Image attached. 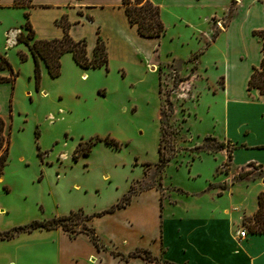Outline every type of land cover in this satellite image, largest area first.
Returning <instances> with one entry per match:
<instances>
[{
	"label": "rangeland",
	"instance_id": "rangeland-1",
	"mask_svg": "<svg viewBox=\"0 0 264 264\" xmlns=\"http://www.w3.org/2000/svg\"><path fill=\"white\" fill-rule=\"evenodd\" d=\"M92 15V22L72 28V38L84 40L90 57L99 26L106 67L82 69L66 52L55 77L38 62L37 85L27 47L7 44L2 35L4 28L19 25L14 17L0 21V57L7 63L0 70L2 77L15 74L5 102L11 116L1 130L0 154L6 150V158L0 173V232L80 209L92 216L85 224L93 228L99 247L85 234L35 229L0 240V264H121L119 255L143 248L153 232L158 194L177 195L176 187L213 192L209 183L233 173L226 142L224 152L189 151L204 136L223 130L222 79L212 65L217 46L205 48L181 25L164 24L158 39L140 37L123 24L118 7L98 8ZM158 149L168 160L156 172ZM229 176L239 188L233 204L243 199L250 210L254 190L264 189V167L247 163ZM128 193L125 207L96 216ZM220 201L227 204L225 197ZM81 218H72L75 228Z\"/></svg>",
	"mask_w": 264,
	"mask_h": 264
},
{
	"label": "crops",
	"instance_id": "crops-1",
	"mask_svg": "<svg viewBox=\"0 0 264 264\" xmlns=\"http://www.w3.org/2000/svg\"><path fill=\"white\" fill-rule=\"evenodd\" d=\"M150 1L158 6L163 25L187 27L206 43L205 48L217 46L219 54L212 60V65L218 71L216 78L220 76L222 79V86L218 90L222 96L223 130L220 134L209 136L230 146L228 154L233 173L247 163L264 167V151H253L264 149V96L255 88L246 89L249 74L253 67L258 66L261 57V39L254 31H264V0ZM119 2L29 0L26 6H15L13 0H0V21L6 20L5 17H14V22L19 25L4 26L6 28L2 35L7 44L12 41L16 44L15 37L20 32L24 33L20 19L24 21L23 14L27 12L34 38H59L62 29L55 21L61 16L66 18L67 33L72 38L74 26L94 20L93 10L118 7L122 11ZM122 14L123 24L137 34L134 26L128 24L123 11ZM96 30L99 33V26ZM98 33L95 32V35ZM179 33L175 32V35L180 36ZM200 49L197 48V51ZM191 53L188 52L184 58ZM201 64L199 59L197 67L201 68ZM0 76H4L3 70H0ZM8 88V81H0L2 122L11 116V109L5 106ZM218 151L224 152V149ZM233 173L229 172L221 182L209 183L213 192L217 190L215 194L205 193L206 190L203 193L187 192L176 187L177 195L160 198L155 189L158 209L152 216L153 232L146 237L143 249L160 261L174 264H264V233L251 232L243 220L253 214L257 207V193L264 189L260 187L254 190L253 205L246 211L243 199L236 205L232 202L234 190L239 189L238 185L234 188L235 185L229 180V175ZM217 185H225L226 192L223 193V189L220 190ZM202 194L203 199H197ZM223 197L227 199V204L221 203ZM234 211L240 212L234 214ZM241 229L245 231L243 237L238 236ZM119 260L121 264H155L139 257Z\"/></svg>",
	"mask_w": 264,
	"mask_h": 264
},
{
	"label": "trees",
	"instance_id": "trees-1",
	"mask_svg": "<svg viewBox=\"0 0 264 264\" xmlns=\"http://www.w3.org/2000/svg\"><path fill=\"white\" fill-rule=\"evenodd\" d=\"M15 6H26L29 0H13ZM124 16L130 26H134L137 34L144 38H156L164 33V26L159 16V8L154 5L150 0H120V5ZM24 23L22 25L25 30L24 33L20 32L15 37V43H22L27 47V50L32 58L33 63V78L35 85L39 78L38 62L41 61L46 69L47 74L50 77H55L59 73V58L63 53H69L73 62L82 69L106 67L107 54L103 41L100 40L99 35H96L95 42L92 47V53L90 57L86 56L85 42L83 39L73 40L67 33L68 22L64 16H61L55 23L62 29V35L59 38L51 39H36L33 36V31L27 19V12L23 14ZM91 20L90 17H87ZM96 34L98 31H95ZM260 39V53L261 57L258 66L253 67L246 82V89L255 88L258 93L264 96V31H254ZM20 59H24V54L19 52ZM7 66L4 58L0 57V68ZM15 74L10 71L9 77L0 76V81L12 82ZM165 124L164 120H161ZM3 122L0 119V141L1 130ZM104 142L115 145L116 143L112 139L104 138ZM208 142H215L213 146L208 147ZM80 145V143L78 144ZM91 145V141L88 142V147ZM223 147L222 142L215 141L212 136H204L201 144L194 145L189 151H211L220 150ZM76 151V149H75ZM87 152L84 151L83 154ZM6 150L0 154V173L3 165L5 164ZM168 159L163 156L162 152L158 149V162L155 165V171L159 172L163 168ZM243 175L239 174L238 178ZM220 190L225 189V185H217ZM132 194H124L119 201L113 206L101 211L96 216L104 213H110L115 209L125 207L130 201ZM257 207L250 217L243 220L247 223L248 229L251 232L264 233V192L257 193ZM78 214L82 215V224L80 227L75 228L72 218ZM91 215H86L82 210L69 211L65 215L55 216L49 219L43 220H31L25 224L11 227L5 231L0 232V240H9L15 237L19 233H29L35 229H56L60 228L63 231L72 234L83 233L85 234L91 243L97 248L99 247L98 238L92 227L85 224V221L91 219ZM118 255V253H116ZM120 259L126 260L130 257H139L145 261L155 262L158 264L156 257L152 256L150 252L143 248H135L128 252L127 255H119ZM162 264H174L162 260Z\"/></svg>",
	"mask_w": 264,
	"mask_h": 264
},
{
	"label": "built area",
	"instance_id": "built-area-1",
	"mask_svg": "<svg viewBox=\"0 0 264 264\" xmlns=\"http://www.w3.org/2000/svg\"><path fill=\"white\" fill-rule=\"evenodd\" d=\"M244 234H245L244 229H241L240 231H238V236H239V237H243Z\"/></svg>",
	"mask_w": 264,
	"mask_h": 264
}]
</instances>
